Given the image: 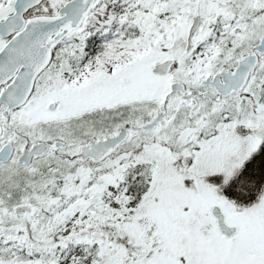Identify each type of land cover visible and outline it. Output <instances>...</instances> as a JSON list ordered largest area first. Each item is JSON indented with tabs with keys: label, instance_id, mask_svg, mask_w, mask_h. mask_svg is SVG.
Listing matches in <instances>:
<instances>
[{
	"label": "snow or ice",
	"instance_id": "1",
	"mask_svg": "<svg viewBox=\"0 0 264 264\" xmlns=\"http://www.w3.org/2000/svg\"><path fill=\"white\" fill-rule=\"evenodd\" d=\"M0 264H264V0H0Z\"/></svg>",
	"mask_w": 264,
	"mask_h": 264
}]
</instances>
